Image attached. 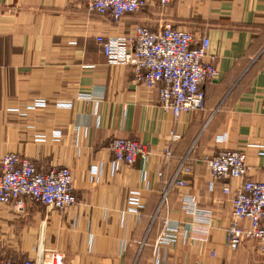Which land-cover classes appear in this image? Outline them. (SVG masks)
I'll list each match as a JSON object with an SVG mask.
<instances>
[{"label":"crops","instance_id":"obj_1","mask_svg":"<svg viewBox=\"0 0 264 264\" xmlns=\"http://www.w3.org/2000/svg\"><path fill=\"white\" fill-rule=\"evenodd\" d=\"M165 21L190 31L192 46L208 38L216 58L203 108L177 121L158 105V88L134 82L131 67L108 62L96 41ZM118 137L147 143L152 156L116 165L108 144ZM222 149L242 151L249 178L264 181V0L150 2L119 22L87 12L85 0H0V159L13 152L37 170L68 167L77 197L63 210L0 203V259L55 252L63 264H264L257 240L226 243L232 193L223 189L241 180L211 176L207 160ZM175 175L184 184L163 200ZM191 199L212 212L205 238L157 244L165 221L191 230L183 207Z\"/></svg>","mask_w":264,"mask_h":264},{"label":"built area","instance_id":"obj_2","mask_svg":"<svg viewBox=\"0 0 264 264\" xmlns=\"http://www.w3.org/2000/svg\"><path fill=\"white\" fill-rule=\"evenodd\" d=\"M171 0H85L87 12L106 16L119 22L126 14L136 13L150 2L165 8ZM190 31L174 27L165 21L157 31L145 25H136L130 37L96 36L97 43L108 62L130 66L134 82L147 88H158V105L169 112L174 121L182 113L203 108L204 82L213 80L217 75L215 56L209 54V39L203 38L198 46L193 45ZM207 58V59H206ZM151 94V93H150ZM80 98L90 99L91 94H81ZM171 133V139H177ZM116 165L132 164L137 158L147 161L152 149L147 143L137 139L113 138L108 144ZM169 147L163 155L169 156ZM211 176L215 179H240V186L231 191L226 185L224 193L230 194L232 204L231 222L226 230V243L235 250L246 238L258 241L257 253L264 260V181L249 178V166L242 151L222 149L206 163ZM188 171L187 168H179ZM177 176L166 183L162 193L163 200L174 185H183ZM38 203L46 207L66 209L77 203L73 193L72 175L68 167H51L46 171L37 170L33 161L18 153L4 154L0 159V203L12 204L23 209L25 202ZM133 210L141 204L130 198ZM185 212L192 215L190 231H180L177 226L163 224L157 244L171 245L178 239L202 240L207 234V224L212 212L195 207L194 201L183 205ZM248 219L250 228L241 225ZM0 264H63L57 253L39 252L35 259H0Z\"/></svg>","mask_w":264,"mask_h":264},{"label":"rangeland","instance_id":"obj_3","mask_svg":"<svg viewBox=\"0 0 264 264\" xmlns=\"http://www.w3.org/2000/svg\"><path fill=\"white\" fill-rule=\"evenodd\" d=\"M47 253H55V252H47ZM47 253H44V254H47ZM11 260H16V259H11Z\"/></svg>","mask_w":264,"mask_h":264}]
</instances>
